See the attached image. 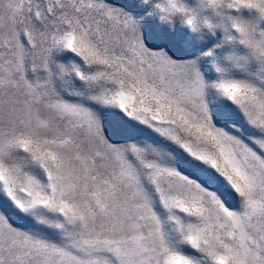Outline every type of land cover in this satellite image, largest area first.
I'll list each match as a JSON object with an SVG mask.
<instances>
[{"label":"snow or ice","instance_id":"obj_1","mask_svg":"<svg viewBox=\"0 0 264 264\" xmlns=\"http://www.w3.org/2000/svg\"><path fill=\"white\" fill-rule=\"evenodd\" d=\"M0 264H264V0H0Z\"/></svg>","mask_w":264,"mask_h":264}]
</instances>
